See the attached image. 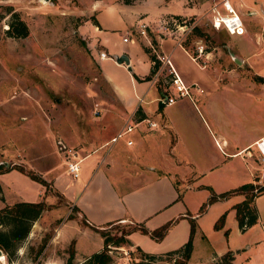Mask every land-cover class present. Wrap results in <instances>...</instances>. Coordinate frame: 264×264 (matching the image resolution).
Wrapping results in <instances>:
<instances>
[{"label":"rangeland","instance_id":"1","mask_svg":"<svg viewBox=\"0 0 264 264\" xmlns=\"http://www.w3.org/2000/svg\"><path fill=\"white\" fill-rule=\"evenodd\" d=\"M225 1L241 19L243 34L250 36L249 44L240 41L241 46L249 47L246 50L238 47L234 35L212 24L214 8L225 12ZM98 14L102 25L109 29L105 50L108 57L99 62L101 71L126 89H131L126 69L115 64L113 58L122 51L140 58L143 44L159 62L154 74L156 85L163 90L170 83L169 68L158 59V42L166 35L178 36V43L193 57L202 47V57L196 59L202 66L207 60L209 66H251L264 75V0H0V160L4 157L21 162L49 181L61 173L62 187L72 182L79 185L82 162L79 177L71 178L66 169L69 156L61 144L62 154L57 153L55 139L57 148L60 141L64 143L58 127L65 116L95 119L104 113V100L112 98L98 65L97 55L104 52L96 37ZM16 18L28 27L25 37L7 33L9 23ZM139 24L148 26L146 35L137 33ZM123 37L133 42L123 44ZM170 42L167 39L165 45ZM206 50L212 51L210 57H205ZM203 58H208L206 63ZM169 59L175 68L190 72L195 68L178 50ZM237 59L245 62L238 63ZM152 92L146 101L161 97ZM151 103L156 104L154 100ZM19 118H27V125L19 129L11 126ZM49 123L56 135L54 143L47 132ZM66 147L76 153L75 148ZM263 180L255 185L263 184ZM0 185L5 199H0V208L5 202L13 204L19 199L45 202V210L32 223L27 237L17 244L15 253L8 257L1 249L4 256L0 264H65L70 250L74 251V263L79 264L84 257L103 249L102 233L109 243L110 264H143L148 261L143 253L156 254L148 261L151 264H176L180 257L167 252L189 239L191 255L184 264H224L221 258L228 254L233 259L227 264H264V193L254 202L258 221L242 231L233 208L237 194L208 203L211 189L205 182L188 188L182 183L180 198L144 223L146 231L137 229L127 235L136 225L114 222L100 229L89 226L62 197L52 189L46 191L42 182L18 169L0 173ZM236 187L216 190V194ZM162 189L163 194L168 193L167 198H177L173 184L164 182ZM45 194L48 197L43 198ZM67 197L72 201L71 195Z\"/></svg>","mask_w":264,"mask_h":264},{"label":"crops","instance_id":"2","mask_svg":"<svg viewBox=\"0 0 264 264\" xmlns=\"http://www.w3.org/2000/svg\"><path fill=\"white\" fill-rule=\"evenodd\" d=\"M95 28L96 37L106 53L109 29L102 25L99 14ZM231 35H234L238 47L249 48L241 46L240 41L249 44L250 36ZM123 38V44L131 42H124ZM167 39L171 42L165 45ZM178 42V36L166 35L158 42V52L160 56H170L178 50L195 67L190 72L180 66L175 68L171 63L184 84L189 86L190 96L178 97L171 104L161 102L162 97L173 95L175 90L170 83L163 90L159 89L155 73L146 80L152 61L143 48L147 44H143V56L140 58H133L129 51L115 55L126 54L130 70L126 64H118L113 58L115 64L126 69L131 89L103 74L99 62L107 58L101 59L97 55L99 69L112 92V98L103 102L104 113L95 119L70 114L58 127V134L64 140V143H58V148L59 144L75 148L77 159L82 162L79 185L72 182L62 187L61 173L50 181L37 175L47 184L46 191L52 189L62 197L76 216L84 219L89 226L100 229L109 223L128 222L145 228L144 223L158 217L180 198L182 183L188 188L205 182L212 194L216 190L255 184L264 179V162H260L255 146L256 140L264 138V81L258 79H264V75L251 66H209L210 62H205L208 58H203L206 64L202 66ZM147 43L151 47V42L147 40ZM211 52L206 50L204 56L210 57ZM237 61L241 63L245 59ZM152 89V94L161 95L152 99L156 104L151 103L152 100L146 101ZM27 122V118H19L13 120L11 126L19 129ZM148 122L155 125L151 126ZM128 126L132 127L130 131L112 141ZM53 129L52 123H49L47 132L54 143L56 135ZM56 143L55 139V149L61 155ZM17 146L22 148V145ZM0 163L22 165L29 170L21 162L8 161L4 157ZM50 166L46 164V168ZM164 182L173 184L177 198L175 195L167 198V192L163 194ZM67 194L72 196V201ZM237 195L236 203L244 199V195ZM45 197H48L47 194ZM21 201L39 202L34 199H19L16 202ZM5 205L11 204L5 202ZM100 238L103 246V239Z\"/></svg>","mask_w":264,"mask_h":264},{"label":"trees","instance_id":"3","mask_svg":"<svg viewBox=\"0 0 264 264\" xmlns=\"http://www.w3.org/2000/svg\"><path fill=\"white\" fill-rule=\"evenodd\" d=\"M176 17L178 18L179 16ZM7 33L9 36L13 37H25L28 34V27L23 20L16 18L14 21L9 23ZM152 44L153 43H151V48L154 49V46ZM144 50L149 53V58L152 61L150 74L146 77V80H149L150 77L156 72L159 62L155 58V56L150 53L149 50ZM258 79L264 81V79L262 78L258 77ZM11 169H18L19 171L24 172L30 177L39 180L44 185H47L37 174H35L31 170H26L22 165H5L3 163H0V173ZM1 191L2 189L0 185V199L1 201H4ZM262 193H264V180L263 184L261 185L246 183L221 194L212 193L208 203H211L214 200L227 198L231 194L244 195V199L233 206L238 226L242 231H244L248 227L254 225L258 220L257 210L254 205V199L257 195ZM44 210L45 203L43 201L15 202L11 205H5L0 209V249H3L8 257H11L15 253L17 244L27 237L30 232L32 223L41 216ZM200 210H203V206ZM137 229L146 231L143 226H135L127 233V235ZM102 237H104L103 233ZM108 246V240L106 239V237H104L103 249L84 257L82 262H80L79 264H110L112 262V257L109 254L110 248ZM191 249V239H189L180 248L169 251L167 252V254H177L180 257V260L176 264H184L190 258ZM143 255L146 259H148V261H152L156 258V254L143 253ZM228 255L221 258L222 263L227 264L233 259L232 255ZM148 261L143 262V264H151ZM65 264H75L73 250H70L69 257L66 260Z\"/></svg>","mask_w":264,"mask_h":264},{"label":"built area","instance_id":"4","mask_svg":"<svg viewBox=\"0 0 264 264\" xmlns=\"http://www.w3.org/2000/svg\"><path fill=\"white\" fill-rule=\"evenodd\" d=\"M223 9L225 12H220L219 9L214 8L215 15L213 16V21L212 24L216 29H219L221 26L229 33V34H236V35H241L244 32V27L242 24L241 19L239 18L238 15L235 14L233 8L230 6L228 1H225L223 3ZM165 30H167V27H164ZM148 29V26L145 24H139L137 28V33L140 35H146V31ZM124 42L131 41L133 42V39H129L128 37L123 38ZM203 53V48L200 47L198 49V55L193 57V60L196 61L198 57L201 56ZM99 57L101 59L107 58V54L104 52L99 53ZM158 59L165 65L168 66L169 68V73L171 75L170 78V85L173 86L175 93L173 95H166L162 97L160 100L163 104H171L176 101L178 97L181 96H190V90L189 86H186L181 79V77L177 74V72L174 70L172 67V64L170 62L169 56H158ZM100 110L97 109L96 113H98ZM149 125L154 126L155 123L148 122ZM131 126H128L126 130L119 132L113 139L112 141L117 140L118 138L122 137L125 133L131 130ZM255 146L259 152V160L260 162H264V138H260L256 140ZM64 153L68 154V159L69 161L66 162V169L67 173L69 176L73 179H77L79 177V172H80V160L77 159V155H75V151H73L70 148L65 147ZM264 172V168L262 169ZM259 183V182H258ZM256 184V183H255ZM254 184V185H255ZM256 190V189H255Z\"/></svg>","mask_w":264,"mask_h":264},{"label":"water","instance_id":"5","mask_svg":"<svg viewBox=\"0 0 264 264\" xmlns=\"http://www.w3.org/2000/svg\"><path fill=\"white\" fill-rule=\"evenodd\" d=\"M44 1H49V0H44ZM115 61L118 63V64H126L129 68V70L131 69L130 65H129V58L126 54H121L119 56H115ZM3 256V251L0 249V257Z\"/></svg>","mask_w":264,"mask_h":264},{"label":"bare ground","instance_id":"6","mask_svg":"<svg viewBox=\"0 0 264 264\" xmlns=\"http://www.w3.org/2000/svg\"><path fill=\"white\" fill-rule=\"evenodd\" d=\"M4 256V255H3ZM3 256L0 257V260L3 258Z\"/></svg>","mask_w":264,"mask_h":264}]
</instances>
